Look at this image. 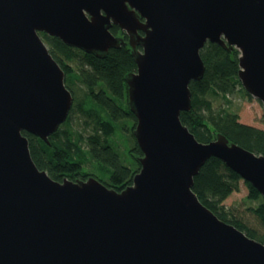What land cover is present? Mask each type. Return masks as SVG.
I'll return each instance as SVG.
<instances>
[{"label":"water","instance_id":"1","mask_svg":"<svg viewBox=\"0 0 264 264\" xmlns=\"http://www.w3.org/2000/svg\"><path fill=\"white\" fill-rule=\"evenodd\" d=\"M41 32L101 59L132 49L143 155L120 192L93 176L54 180L31 157L23 132L49 144L74 105ZM210 42L239 51L240 83L264 105V0H0V264H264V244L193 192L216 157L264 199L263 154L222 134L202 143L180 120Z\"/></svg>","mask_w":264,"mask_h":264},{"label":"trees","instance_id":"2","mask_svg":"<svg viewBox=\"0 0 264 264\" xmlns=\"http://www.w3.org/2000/svg\"><path fill=\"white\" fill-rule=\"evenodd\" d=\"M115 35L128 39L118 26L111 29ZM48 51L65 71L66 86L74 97L70 115L62 126L49 138L48 144L41 138L27 132L31 157L37 167L46 170L54 180L66 178L88 179V176L99 178L107 187L121 191L129 187L135 174L140 171L138 159L143 155L134 136L137 125L136 117L130 111L126 75L136 72L135 59L129 45L111 49L104 58L83 50L69 47L62 39L41 32ZM200 54L205 65L201 81H191L192 110L182 111L180 120L194 133L200 142H211L217 134H222L231 142L241 145L255 153L264 155V129L240 122L239 114L228 107L216 108L206 97L208 93L224 96L239 88L243 89L238 71L240 69L237 49L229 52L216 43H208ZM82 86L84 92L79 97L75 87ZM77 111L84 118L86 127L91 128L88 135L72 131V113ZM130 123V127L127 124ZM64 126L66 128H64ZM64 128V129H63ZM126 129L129 144L130 162H123L120 147L116 144L117 131ZM92 169L85 167L86 164ZM195 176L193 192L200 201L208 206L214 214L226 223L233 224L250 238L264 244V199L249 182L248 200L258 202L250 207L262 224V230L244 223L224 201L239 190L241 176L228 168L222 160L210 158Z\"/></svg>","mask_w":264,"mask_h":264},{"label":"rangeland","instance_id":"3","mask_svg":"<svg viewBox=\"0 0 264 264\" xmlns=\"http://www.w3.org/2000/svg\"><path fill=\"white\" fill-rule=\"evenodd\" d=\"M75 89L76 92H78L79 97H82L84 94L82 86L77 85ZM206 97L211 101L213 107L220 108L226 106L231 111H236L239 114L240 122L243 124H249L264 129V105L260 100L246 94L239 88H237L232 95L228 96V101H226L224 96L214 93H208ZM83 122L84 118L75 110L74 113H72V131H78L84 135H88V133L91 132V128L86 127ZM127 127H130V123L127 124ZM64 128L66 127L64 126ZM116 133L115 141L116 144H119L120 146L116 150L121 154L123 162H130L131 156L128 154L129 144L126 139V136H128L127 134L129 133H127L126 129H120ZM85 167L92 169V166L88 163ZM248 195L249 191L245 181L240 180L239 190L232 193L223 203L227 209H231L238 218L240 217L243 220L244 223L261 231L262 224L259 222L256 215L249 210L250 207L257 206L258 202L248 200Z\"/></svg>","mask_w":264,"mask_h":264}]
</instances>
